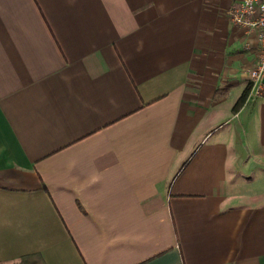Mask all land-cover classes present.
Masks as SVG:
<instances>
[{"label": "crops", "instance_id": "0c3cea01", "mask_svg": "<svg viewBox=\"0 0 264 264\" xmlns=\"http://www.w3.org/2000/svg\"><path fill=\"white\" fill-rule=\"evenodd\" d=\"M234 1L0 0V264H264Z\"/></svg>", "mask_w": 264, "mask_h": 264}, {"label": "built area", "instance_id": "2783aa9c", "mask_svg": "<svg viewBox=\"0 0 264 264\" xmlns=\"http://www.w3.org/2000/svg\"><path fill=\"white\" fill-rule=\"evenodd\" d=\"M227 15L242 30L244 49L256 55L255 65L248 71L247 97V100H256L264 95V0H235Z\"/></svg>", "mask_w": 264, "mask_h": 264}, {"label": "trees", "instance_id": "16d2710c", "mask_svg": "<svg viewBox=\"0 0 264 264\" xmlns=\"http://www.w3.org/2000/svg\"><path fill=\"white\" fill-rule=\"evenodd\" d=\"M247 97H248V89L244 92V94L240 97V99L236 103L235 105L236 110H239L244 105ZM22 263L23 264H45L42 257L37 254L24 256L22 258Z\"/></svg>", "mask_w": 264, "mask_h": 264}]
</instances>
